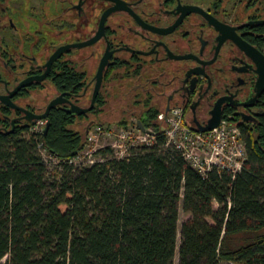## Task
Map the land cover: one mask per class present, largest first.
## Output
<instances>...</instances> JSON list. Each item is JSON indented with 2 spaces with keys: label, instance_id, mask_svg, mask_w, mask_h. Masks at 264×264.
<instances>
[{
  "label": "trees",
  "instance_id": "16d2710c",
  "mask_svg": "<svg viewBox=\"0 0 264 264\" xmlns=\"http://www.w3.org/2000/svg\"><path fill=\"white\" fill-rule=\"evenodd\" d=\"M125 65H108L90 112L71 115L54 107L45 135L32 132L31 124L13 127L12 110L0 108L6 127L0 131V264H174L180 203L190 218L181 226L178 264H264V111L248 125L225 117L239 126L247 160L238 173L214 169L204 177L165 147L158 116L176 105L136 89L123 95H145L136 125L152 130L154 145L132 148L126 158L100 149L89 166L71 162L85 149L89 131L110 127L113 115L122 117L118 128L134 125L121 111L128 103H113L106 81L118 73L143 74L144 84L151 77ZM75 77L69 71L55 79L65 90H84ZM79 119H87L83 132L72 128ZM39 145L59 161L55 175Z\"/></svg>",
  "mask_w": 264,
  "mask_h": 264
},
{
  "label": "flooded vegetation",
  "instance_id": "af4514ba",
  "mask_svg": "<svg viewBox=\"0 0 264 264\" xmlns=\"http://www.w3.org/2000/svg\"><path fill=\"white\" fill-rule=\"evenodd\" d=\"M116 5L131 9L152 28H175L156 34L130 11L112 13L105 22V37L64 52L43 80H33L11 98L20 109L0 101V108L12 110L13 127L18 122L33 127L36 122L25 110L42 114L56 98L66 112L71 104L88 107L90 103L84 106L82 100L88 88H94L107 46L113 52L109 65L124 62L130 72L150 73L148 82L137 83L135 90L154 93L165 106L176 105L189 115L195 130L214 118L252 124L264 111V0H0V97L44 74L59 48L92 39L102 14ZM192 7L206 15L187 13ZM69 71L76 73V85L84 90H65L63 80L56 81L55 76H68ZM39 86L46 88L41 105L25 103ZM24 92L29 95L20 96ZM5 129L0 126V131Z\"/></svg>",
  "mask_w": 264,
  "mask_h": 264
},
{
  "label": "built area",
  "instance_id": "2783aa9c",
  "mask_svg": "<svg viewBox=\"0 0 264 264\" xmlns=\"http://www.w3.org/2000/svg\"><path fill=\"white\" fill-rule=\"evenodd\" d=\"M158 119L165 127V147H171L179 152L187 164L200 175L205 177L214 169L232 174L242 170L247 160V149L241 130L234 121L223 119L217 127L202 132L195 130L186 122L180 108L163 111ZM136 124L135 122L128 128L95 126L87 135L85 149L71 162L79 158L81 160L85 157L92 158L96 151L104 148H111L117 158H126L132 148L153 146L156 136L152 130H140ZM45 126L46 120L37 121L31 131L42 134ZM39 148L47 163L59 162L47 154L41 145ZM93 162L90 160L91 164Z\"/></svg>",
  "mask_w": 264,
  "mask_h": 264
},
{
  "label": "water",
  "instance_id": "95a60500",
  "mask_svg": "<svg viewBox=\"0 0 264 264\" xmlns=\"http://www.w3.org/2000/svg\"><path fill=\"white\" fill-rule=\"evenodd\" d=\"M104 1H109V2H112V3H115L117 0H104ZM130 11V13L132 14V16L140 23V24H143L144 26H146V28H148L149 30H151L152 32L156 33V34H160V32H163V34H169L171 33L175 27H172L171 29L169 30H164V31H160L159 29H155V28H152L148 25H145L141 20L140 18L133 13V11L131 9H127L125 6H122V5H116L112 8H109L108 10H106L102 16H101V19H100V26H99V31L98 33L90 40L88 41H85V42H81V43H78V44H72V45H68V46H65V47H62V48H59L53 55L52 57L50 58V60L48 61L47 63V66H48V69L47 71L42 74L41 76H36V77H33V78H30V79H27L25 81H23L17 88H15L10 94H8L7 96H4V97H0V101H2L4 104L8 105L9 107L11 108H14V109H20L18 108L17 105H15L12 101H11V98L21 89V88H24L26 85L30 84V82H32L33 80H43L45 78V76L47 75L51 65L66 51L74 48V49H80V48H84V47H87V46H91L93 44H95L96 42H98L99 40H101L103 37H105V22L107 20V18L114 12H117V11ZM194 11H198V12H201L203 15H206L204 13V11L198 7H192V8H189L187 13L189 12H194ZM133 52H136V53H141L142 52H138V51H133ZM112 51L109 50V46H107L106 48V52L104 53L103 57L101 58L100 60V63H99V66H98V69H97V72H96V75H95V78H96V82H95V85H94V88H93V93H92V98H91V102H90V105L86 108H81V107H78V106H75V105H72L71 104V108L67 110L68 113H71V114H75V115H82V114H86L88 112H90L94 105H95V101H96V98L101 90V87H102V82H103V76H104V72L106 70V68L108 67V65L110 64V59H111V56H112ZM151 52L149 53H146V54H151ZM178 59H182V58H185V57H177ZM187 58V57H186ZM193 73H197L195 71H193ZM59 104H61V100L56 98L52 101L49 102V104L47 105L46 107V110L44 113L42 114H33L32 112L28 111V110H25V112L32 118L34 119V121H40V120H47L48 118V115L50 113V111L58 106ZM221 119L219 118H214V119H211L209 121V124L203 128V129H198V131H202V132H205V131H209V130H212L213 128L217 127L220 123ZM139 124V127L141 130H145L140 122H138ZM48 121L46 122V126H45V129H44V135L46 134L47 132V128H48ZM197 130V129H196Z\"/></svg>",
  "mask_w": 264,
  "mask_h": 264
},
{
  "label": "rangeland",
  "instance_id": "374dc122",
  "mask_svg": "<svg viewBox=\"0 0 264 264\" xmlns=\"http://www.w3.org/2000/svg\"><path fill=\"white\" fill-rule=\"evenodd\" d=\"M147 74H149V73H147ZM119 78H121V79H119ZM143 80H144V78H143ZM106 82H107V84L113 85V87L111 89V95H109V98L112 99V102L113 103L119 102L120 99H122L126 103H128V105H126L127 107L125 106L126 108H122V110H121L123 112L124 118L126 120H128V122H130V123L137 122V120H138L137 115L139 113H141V108L143 110L145 109V107H143V104H142L143 101H145V99H146L145 95H141L140 94V96H136V98L132 100V98L130 99V98L126 97V95H123V94L124 93H127V92H132L134 94L135 93L134 92L135 91V88H134L135 85L137 83L144 84V81H142V80L139 81V78H135V76H133L132 75V72H131L129 76L127 74L124 75V74L118 73V74H116L115 77H112V78L110 77ZM106 82L103 83V84H106ZM102 89H103V87H102ZM45 90H46L45 87L42 90H35L34 92H32L30 94V97L31 98H29L28 100H26L25 103H30L33 106H38L40 104V102L42 101V99H44V96H45L44 93H46ZM92 90H93V87L88 88V91H87L88 93L86 94V98L84 100H82V105H84V106H88L89 105L90 100H91L90 98H91ZM105 97L108 99V95H106ZM49 98L44 101V104L45 105L47 104ZM151 99H152V97H151ZM151 102H153V100ZM159 109H160V106H159ZM122 112H121V116H122ZM129 112H130V114H127ZM111 113L113 114L112 111H111ZM120 118H122V117H119L117 115L116 116L113 115L111 117V120L114 123L111 126L116 127L115 122L118 121ZM186 119H187L188 123H190V117L187 114H186ZM86 121H87V119H79L72 126V128L75 129V130H79V131L83 132L84 131L83 126L85 125ZM81 152H79V153L81 154ZM99 159H100V157H98V156H96L94 154V156L92 158L85 157L82 160L79 158L78 160H75L73 162L77 166L82 167V166H89V165H91L90 160H93L94 162H97ZM51 164L49 166L50 175H55L57 173V169L54 168L56 165H54V163H51ZM213 209H218V205L216 203H213ZM189 218H190V215H188V214H186V213L183 212V210H182V204L180 203V206H179V219H178L177 248H176V254H175V258H174V264H178V262H179V254H178V251H179V246L181 244V235H180L181 226ZM207 221L210 224L213 223L211 220H207ZM5 260L6 259L2 260V262H4ZM223 264H231V263L230 262H225Z\"/></svg>",
  "mask_w": 264,
  "mask_h": 264
},
{
  "label": "bare ground",
  "instance_id": "6f19581e",
  "mask_svg": "<svg viewBox=\"0 0 264 264\" xmlns=\"http://www.w3.org/2000/svg\"><path fill=\"white\" fill-rule=\"evenodd\" d=\"M46 122H47V121H46ZM36 123H37V121H36ZM36 123H35V124H36ZM35 124H34V125H35ZM92 164H93V163H92Z\"/></svg>",
  "mask_w": 264,
  "mask_h": 264
}]
</instances>
